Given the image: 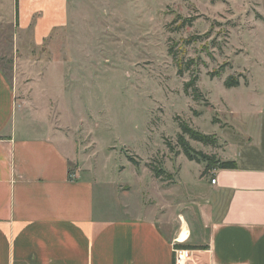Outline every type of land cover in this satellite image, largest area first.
<instances>
[{
  "label": "rangeland",
  "instance_id": "rangeland-1",
  "mask_svg": "<svg viewBox=\"0 0 264 264\" xmlns=\"http://www.w3.org/2000/svg\"><path fill=\"white\" fill-rule=\"evenodd\" d=\"M12 41L3 22L0 68L18 123H33L34 135L59 128L73 168L95 182L107 212L132 214L155 201L170 225L180 214L192 223L199 198L187 190L207 171L182 153L179 123L214 137L203 144L183 134L218 158L264 108V0H69L67 24L40 46L16 54ZM230 75L238 86H224Z\"/></svg>",
  "mask_w": 264,
  "mask_h": 264
},
{
  "label": "crops",
  "instance_id": "crops-1",
  "mask_svg": "<svg viewBox=\"0 0 264 264\" xmlns=\"http://www.w3.org/2000/svg\"><path fill=\"white\" fill-rule=\"evenodd\" d=\"M4 2L0 26L11 27L16 54L68 22L69 0ZM17 114L0 68V264H174L173 247L182 244L197 247L188 248L190 264H264V108L218 157L236 167L208 169L187 190L199 198L195 221L180 214L175 225L155 201L132 214L107 212L95 182L73 168L61 130L50 123L30 134L33 123H18Z\"/></svg>",
  "mask_w": 264,
  "mask_h": 264
},
{
  "label": "trees",
  "instance_id": "trees-1",
  "mask_svg": "<svg viewBox=\"0 0 264 264\" xmlns=\"http://www.w3.org/2000/svg\"><path fill=\"white\" fill-rule=\"evenodd\" d=\"M183 22V23H182ZM181 22L182 26L186 23L189 24L190 20L189 19H184ZM194 39L192 36L184 39V42L189 44L191 42H193ZM169 53L175 57V53L173 51V47H171V45L169 46ZM173 51V52H172ZM186 69H188V63L187 65H185ZM183 71V69L181 68L180 64H179V68H178V73L181 74ZM221 74L220 71H215V73H213V76H219ZM195 80V77L192 78L191 80H189L188 82L185 83V90H187L188 88H190L191 86H193V82ZM239 80L238 78L234 77V76H228L225 80H224V86L229 88V87H235L238 86ZM179 127L181 128L183 134H187L191 139L201 142L203 144H213L214 141V137H211L209 135L203 134L200 131L191 128L189 125H187L184 122H180L179 123ZM182 133H179L177 136V144H179V146L181 147L182 153L186 156V158L188 160H194L196 162H204L205 163V170L211 169V168H222V169H232L236 167V163L233 160H221L219 158H215L211 155H208L206 153H203L200 150H196L194 149L188 142V140L183 136ZM130 160L132 163L136 164V161L133 160V158L130 157ZM151 170L153 172V175L156 178H161L163 176H166V172L164 171V169L161 168H156V167H151ZM168 177H170L169 174H167ZM184 248H197V247H190L189 245L186 244H182L180 245Z\"/></svg>",
  "mask_w": 264,
  "mask_h": 264
},
{
  "label": "built area",
  "instance_id": "built-area-1",
  "mask_svg": "<svg viewBox=\"0 0 264 264\" xmlns=\"http://www.w3.org/2000/svg\"><path fill=\"white\" fill-rule=\"evenodd\" d=\"M211 182L214 183L215 179H212ZM173 254H174V264H190L191 259H190L189 249L179 245H175L173 247Z\"/></svg>",
  "mask_w": 264,
  "mask_h": 264
},
{
  "label": "bare ground",
  "instance_id": "bare-ground-1",
  "mask_svg": "<svg viewBox=\"0 0 264 264\" xmlns=\"http://www.w3.org/2000/svg\"><path fill=\"white\" fill-rule=\"evenodd\" d=\"M185 235V231L181 232L180 237H183Z\"/></svg>",
  "mask_w": 264,
  "mask_h": 264
}]
</instances>
